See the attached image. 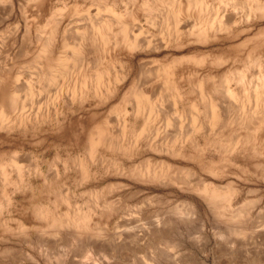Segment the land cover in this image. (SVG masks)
Listing matches in <instances>:
<instances>
[{
  "label": "bare ground",
  "instance_id": "bare-ground-1",
  "mask_svg": "<svg viewBox=\"0 0 264 264\" xmlns=\"http://www.w3.org/2000/svg\"><path fill=\"white\" fill-rule=\"evenodd\" d=\"M97 1L94 14L87 13L83 25L72 30L55 18L56 12L45 29L35 30V18L27 20L25 11L29 6L31 10H42L44 2L28 0L23 7L17 2L22 22L8 41L9 54L1 58L0 53V140L15 134L25 137L43 126L62 124L67 115H88L85 154L90 160L106 155L112 159L111 167L101 166L93 174L111 169L125 176L121 167L124 156L137 154L138 143L143 142L149 166L128 174H135L144 183L173 186L188 195L172 211L171 221L153 214L137 225L127 222L120 226L118 241L145 240L174 251L181 244L174 241V235L171 241L173 220L193 225L202 219V208L213 221L232 222V235L244 234L254 220L251 209L264 197V0ZM149 27L157 28V42ZM244 32V44L232 54L233 63L223 66L230 54L215 48L216 42L232 34L228 45L235 51L242 42L234 40ZM150 63L153 66L149 67ZM24 73L28 75L25 80ZM131 78L135 81L129 83ZM184 110L189 121L183 130L162 133L155 125L160 120L163 128L169 127L170 117L177 121ZM109 113L117 115L115 129L110 126ZM153 137L160 139L154 141ZM215 151L224 166L240 169L232 173L235 182H215L220 176L210 166L215 162ZM14 153L10 159L0 161L2 190H17L24 175L38 173L31 155L24 165V158L20 160L18 152ZM89 159H85L86 165L75 167L79 178L73 179L74 184L79 185L91 172L86 162ZM151 163L158 170L149 168ZM39 175L43 188L70 189L67 177L60 176L57 167ZM59 178L64 181H57ZM222 183L227 184L225 188H221ZM242 191L253 196L243 199L239 208H232V203L242 198ZM36 214L51 235L83 238L91 243L86 242L91 249L97 247L100 231L90 227L84 214L58 217L42 208ZM263 230L261 218L253 231L260 234Z\"/></svg>",
  "mask_w": 264,
  "mask_h": 264
},
{
  "label": "rangeland",
  "instance_id": "rangeland-1",
  "mask_svg": "<svg viewBox=\"0 0 264 264\" xmlns=\"http://www.w3.org/2000/svg\"><path fill=\"white\" fill-rule=\"evenodd\" d=\"M18 1H20L22 7L28 2V0H0L1 58L9 54L10 46H8V41L13 37L15 28L20 27L22 22L21 17H19ZM42 1L44 2L42 10H31L32 8L29 6L25 11L27 20L31 21L33 17L35 18V23L32 24L35 30L45 29L49 25H47V22L54 12H56L55 18H60L62 24H65L70 30L74 29L75 26H82L85 15L87 13L94 14L98 3L97 0ZM11 6H13V9L10 11ZM4 9L7 11L6 13ZM120 9L122 10L121 7ZM2 14L4 15L2 16ZM2 17L4 20L1 19ZM141 23H144V21L141 20ZM18 24L20 25L18 26ZM147 30L151 33L152 39L157 42V28L149 27ZM231 35H229V39L226 36V39L216 42L215 48L224 49L230 54L226 57V59H229L225 60V65L223 66L233 63L234 55L232 54L242 48L246 33H241L238 39L234 40L236 41L235 43L242 42L237 44L235 51H232V47L230 48L228 45L229 41H232ZM165 61L160 63H165ZM150 66H153V64L150 63ZM22 78L23 80L28 78L27 73H24ZM132 81H135V78H131L129 83ZM165 111L168 112V108ZM102 113H104V110H102ZM67 117L62 124L53 125L51 128L43 126L33 133H26L25 137H19L18 134H15L14 136H8L7 140H0V161L10 159L13 155L12 153L16 151L15 153L18 152L17 156L20 160L24 158L21 161L24 165L29 162L30 155L32 161L38 165V173L24 175L22 181L19 183L22 186L17 190L14 188L2 190L0 188V264H142L146 262L150 264H158L157 262L159 264H262L264 262V230L260 231V234L253 231V226L257 223L258 219H264V197L251 209V217L254 220L249 223L250 226L244 229L245 233L241 235H232L230 233V230L233 228L232 222L221 223L217 220L213 221V219H210L206 215V210L202 208V219L197 221L198 224H186L185 226V224L173 220L172 227H170V238L173 241V238L176 237L174 241H180L179 243L181 244L174 251L173 249L165 248L164 245L155 246L154 243L149 244L145 240L143 242L133 240L118 241L117 234L119 229L122 228L120 226H124L127 222L126 225H134L135 223L137 225V222L142 221L141 223H143L150 219L153 214L161 220L171 221L173 218L172 211L176 207L179 208L180 202L187 199L188 195L173 186L162 187L153 182L144 183L137 176L134 177L135 174L133 176L128 174L129 171H142L149 166V163L146 161L150 158L145 155L148 152L143 142L138 143L137 154L131 152L128 156H124L121 162L124 165H121V167L124 170L125 176L122 173L112 172L111 169L104 171L106 173H99L100 175L93 174L98 169L111 167L112 159L106 155L102 158L94 156L90 160L87 154H85L84 139L86 138V127L90 121L88 115L75 113L67 115ZM109 118L114 121H111ZM108 120L110 126L115 129L117 126V115L109 113ZM169 121L171 125L167 128L165 127L166 129L163 128L160 120H157L155 125L160 126V130L163 131L162 133L177 132V129L183 130L186 127L189 116L184 110L177 121L173 116L170 117ZM175 125L179 128H175ZM135 126L139 130L140 122L137 121ZM129 131L130 126L128 124L127 133ZM159 139V137H155L154 141ZM200 143H202V140ZM196 154L197 152L195 151ZM218 155V152L215 151V162L210 164L211 169L218 175L220 174V176L215 177V182H226L228 180L235 182L232 173H236L240 169L234 165L224 166ZM85 159H89L86 162L88 163L87 168L91 172H89V175L84 180L81 179L79 185L77 183L74 184L73 179L77 180L79 178V172L75 167H78L81 163L85 164ZM54 167L59 169L60 176L67 177L66 182L69 184V190L58 188L48 190L41 186L43 178L39 173L43 175L50 168ZM149 168L158 170L159 167L151 163ZM225 174L227 175L221 176ZM11 180H15L14 177ZM59 180L64 181L61 178L57 181ZM66 182L65 184L67 185ZM226 185L222 183L221 188H225ZM154 195L163 196L162 198L165 200H159ZM240 195L242 198L232 203L234 204L232 208H239L245 200L251 198V194H246L244 191ZM94 198H97V202L94 201ZM38 208L46 210L49 215L58 217H71L77 213L84 214L90 227H96L100 231L97 247L94 250L91 249L87 244L90 242H87L83 238V240H73L69 238L70 236L68 237L63 233L56 236L51 235L49 233L51 230L46 228L45 222L37 217L36 211ZM216 235L218 236L216 237ZM65 237L69 239L66 240ZM101 241L104 242L102 243ZM111 242L117 243L116 247H120L116 248ZM198 242H201L200 245ZM224 246L229 247L225 248ZM203 247H205V250ZM160 248L163 249L160 250ZM153 250L156 251L154 252ZM169 254L171 259L169 258ZM57 255L61 256L59 257L60 259Z\"/></svg>",
  "mask_w": 264,
  "mask_h": 264
}]
</instances>
